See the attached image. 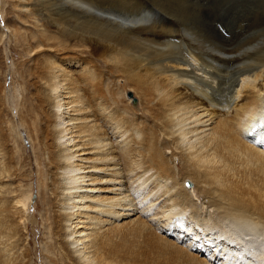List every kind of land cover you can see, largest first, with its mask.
<instances>
[{
  "label": "bare ground",
  "instance_id": "6f19581e",
  "mask_svg": "<svg viewBox=\"0 0 264 264\" xmlns=\"http://www.w3.org/2000/svg\"><path fill=\"white\" fill-rule=\"evenodd\" d=\"M150 2L0 0L10 51L33 55L9 93L0 69V264H31L33 189L5 183L30 175L16 165L24 132L49 264H264V34L237 54L208 22L227 17L183 7L178 23ZM128 226L134 241L119 237Z\"/></svg>",
  "mask_w": 264,
  "mask_h": 264
},
{
  "label": "rangeland",
  "instance_id": "374dc122",
  "mask_svg": "<svg viewBox=\"0 0 264 264\" xmlns=\"http://www.w3.org/2000/svg\"><path fill=\"white\" fill-rule=\"evenodd\" d=\"M151 1V2H150ZM152 1H154V2H152ZM158 1V0H157ZM160 2L158 3V2H156L155 0H149V2L151 3V4H153L154 5V3H155V6L156 7H160V3H164V4H167V5H161V7H162V9H164V11L165 10H167L166 12L168 13L169 11V14H173L175 11L177 12V11H179L180 9L179 8H182L179 12H175L174 14L176 15V16H178V19L176 18V16H175V18L177 19L176 21L178 22V23H180L181 22V20H183L185 23L188 21L187 20V18L185 19V17L184 16H182L181 14H180V12L181 11H184V10H189L190 8V10H195V7H196V10H198V11H202V10H204V11H209V12H212L213 11V13H218V14H221L223 17H224V20L226 21V17H227V20L228 21H226L227 23H225L224 21H223V19H221V18H215L214 16H212V17H210L209 19H208V22H210V23H217V24H220V25H223L224 27H226L227 29H228V36H227V39L226 40H224V44L228 47V45H229V48L230 49H232V51L234 52V53H236L237 52V54H242V55H245V56H248L249 54H252V53H254V52H256L255 50H252V49H250L249 51H250V53H248L247 51V49H249L248 48V46H249V43H250V41L252 42V41H254V40H256L257 38H259V36L258 35H262V34H264V9H262V7L264 8V5H263V3H264V0H250L251 2H252V4H253V2H254V4L252 5L251 4V2L249 1V0H221V2L222 3H220V1L219 0H215V1H218V2H215L214 0H208V2H207V0H181L182 2H180V0L178 1V0H164V2L163 1H161V0H159ZM171 1V2H170ZM180 2L179 4H178V2ZM192 1H194L193 3H192ZM195 1H196V5H192V4H195ZM198 1V2H197ZM199 1H201V3L199 2ZM204 1V2H203ZM258 3H257V2ZM260 1V2H259ZM169 2V3H168ZM214 2V3H213ZM232 4H231V3ZM242 2H244V3H242ZM249 2H250V4H249ZM263 2V3H262ZM171 3H173V4H176L177 5V7L175 6V5H173V4H171ZM185 3V4H184ZM200 3V4H199ZM211 3H213V4H211ZM255 3H257L256 5H255ZM260 3V4H259ZM169 4V5H168ZM170 4L172 5V6H174V7H176V8H172L171 6H170ZM180 4H182V5H180ZM203 4V6H201ZM206 4V5H205ZM214 4H215V6H214ZM219 4V5H218ZM225 4H227V5H225ZM248 4V5H247ZM158 5V6H157ZM178 5H180V7L178 6ZM185 5V6H184ZM198 5V6H197ZM201 7H200V6ZM217 5V6H216ZM239 5V6H238ZM241 5V6H240ZM246 5V6H245ZM164 6V7H163ZM167 6V7H166ZM190 6V7H189ZM194 8H193V7ZM224 6V7H223ZM252 6V7H251ZM262 6V7H261ZM160 7V8H161ZM170 7V8H169ZM185 9H184V8ZM200 7V8H199ZM216 7V8H215ZM219 7V8H218ZM226 7H227V9H226ZM241 7H243V8H241ZM250 8V10H248L249 8ZM256 7V8H255ZM166 8V9H165ZM169 8V9H168ZM209 8V9H208ZM223 8V9H222ZM175 11H174V10ZM176 9H178V10H176ZM184 9V10H183ZM222 9V10H221ZM230 9V10H229ZM240 9V10H239ZM247 11H246V10ZM260 9V10H259ZM122 10H124V9H121V11ZM126 10V9H125ZM169 10V11H168ZM174 11V12H172V11ZM211 10V11H210ZM232 10V11H231ZM234 10V11H233ZM226 11V12H225ZM231 11V12H230ZM236 11V12H235ZM256 11V12H255ZM258 11H259V13H258ZM263 11V12H262ZM222 12V13H221ZM224 12L225 13H227V14H224ZM238 12V13H237ZM241 12H244L243 14L241 13ZM248 12V13H247ZM229 13V14H228ZM253 13V14H252ZM12 15H13V17L15 18V13L13 12V13H11ZM179 14H180V17H181V19H180V17H179ZM227 15V16H224V15ZM234 14V15H233ZM246 14V15H245ZM255 14H256V16H255ZM258 14V15H257ZM233 15V16H232ZM248 15V16H247ZM261 15V16H260ZM228 16H230V17H228ZM239 16V18H240V20L242 21H239L238 19L239 18H237ZM242 16V17H241ZM258 16V17H257ZM233 17V18H232ZM243 17H244V19H243ZM246 17V18H245ZM252 19H251V18ZM258 19H257V18ZM184 18V19H183ZM230 18V19H229ZM248 18V19H247ZM260 18V19H259ZM211 19H213V20H211ZM234 20V21H232V20ZM218 22H217V21ZM237 22H236V21ZM244 20V21H243ZM253 20V21H252ZM254 20H255V22H254ZM26 21V18L25 17H23V21L22 22H25ZM182 21V22H183ZM247 21V22H246ZM260 22V23H258V22ZM220 22V23H219ZM222 22V23H221ZM231 22H233V23H231ZM245 22H246V24H245ZM249 22V23H248ZM250 22H252V23H250ZM235 23V24H234ZM237 23V24H236ZM238 23H240V25L238 24ZM241 23H242V26H241ZM24 24H27V23H24ZM245 26H244V25ZM247 24H248V27H247ZM253 24H254V26H253ZM257 26H256V25ZM262 24V25H261ZM233 25V26H232ZM234 25L236 26V27H234ZM252 25V26H251ZM249 26H251V27H249ZM231 27V28H230ZM238 27V28H237ZM257 27V28H256ZM261 29V31H260V29ZM28 28H30V29H32L31 27H28ZM232 29V34H231V30L230 29ZM234 28H235V30H234ZM243 28V29H242ZM250 29V30H248V29ZM253 28H256V29H253ZM0 29H4L5 30V32L6 33H4V36H3V40L2 41H0V61L2 62V56H3V58H4V61H5V63H6V66H4V65H2V68H1V62H0V69H1V73H2V71H3V75L5 76V78H6V83H5V85H6V93H9V91H12L11 90V82H12V74H11V68H13V70L15 69L14 67H15V63L16 62H18L17 60H25V58L26 59H28V60H30L31 59V57H33V55H23L22 57H21V55L20 54H18V53H14L13 51L11 52L10 51V47L14 50V49H17V51H20V48L19 47H12L11 46V42H8V39H6V36H7V34H9V31L7 30V29H5V22H4V20H3V15H2V13H1V4H0ZM251 29H252V31H251ZM258 29H259V31H258ZM34 30V29H33ZM237 30V31H236ZM235 31V32H234ZM242 31H243V34H242ZM245 31V32H244ZM249 31H250V33H249ZM259 32L258 33V35H254V34H257V32ZM236 32H239V34L238 33H236ZM248 32V33H247ZM251 32H253V33H251ZM236 34H238V35H240V36H236ZM242 34V35H241ZM246 34H249V35H246ZM232 35V36H231ZM252 35V36H251ZM248 36V37H247ZM257 36V37H256ZM232 37V38H231ZM235 37V38H234ZM251 37H253V38H251ZM234 38V39H233ZM237 38V39H236ZM245 38L246 39H248V40H245ZM238 39H239V41H238ZM244 39V40H243ZM250 39V40H249ZM231 40V41H230ZM236 40V41H235ZM233 41V42H232ZM247 41H248V43H247ZM227 42V43H226ZM232 44H231V43ZM236 42V43H235ZM240 44V43H245V46H244V44L242 45H239L238 43ZM230 44H231V46H230ZM234 44H236V45H234ZM247 44V45H246ZM234 45V46H233ZM238 45V46H237ZM235 46H237V47H235ZM243 46V47H242ZM241 47V48H240ZM8 50H7V49ZM236 50H235V49ZM1 49H2V51H1ZM244 51H245V53H244ZM253 51V52H252ZM8 52L9 53H14V55L15 56H13V59L11 58V54H8ZM1 53H3V54H1ZM42 53H45L44 52V50H42ZM15 57V58H14ZM22 58V59H21ZM15 61V62H14ZM7 66H11L10 68H8ZM67 66H69L68 64H66L65 65V67H67ZM102 70H106L105 68H102ZM33 80H35V79H32V81ZM133 91H128V92H126V97L128 98H130V100L132 101V103H133V105L134 106H136L137 104H138V99H137V97H133ZM137 103V104H136ZM11 115L15 118V122H19L18 121V117H17V111H14L13 110V112H11ZM206 115V114H205ZM25 134V135H24ZM24 136L26 137L25 139H24V136H23V139H22V143H23V145L26 147L25 149V155L23 154L24 152L23 151H18V157H17V159H16V161L18 162V164H16L18 167L19 166H21L22 165V170L23 171H26V173L27 174H30L29 176H25L23 179H19V178H15L14 176L12 177V179L11 180H6V182L5 183H7L6 185V187H7V189H10L11 187L14 189L16 186H18L19 187V189H21V188H30V189H33V200H34V205L33 206H31V208H30V212L33 214V215H36V224L34 225L36 228L34 229V230H32L34 227H33V225H32V223L30 222V223H28L27 225H26V227L24 228V231H25V233H28V239L25 241L27 244H29V247H30V249H31V254H32V258H31V264H49L48 263V259H46V257H45V255H44V244H45V242L48 240V241H50L52 238L50 237V234L48 233L47 234V231H49V228H48V225H47V221L45 220V217H43L42 216V214H44L43 212L45 211L44 209H42L41 207H42V204H40V198H41V189H42V187L40 186V183L38 182V180H37V175H36V171H37V169L39 168L38 167V165H37V161H36V153H35V151L32 149V147H31V143H30V141H29V139H28V137L26 136V133L24 132ZM24 140V141H23ZM16 145V144H15ZM17 148V147H16ZM38 151V150H37ZM22 152V153H21ZM19 153H21V154H19ZM88 153V151L85 153V154H83V155H81L82 157H88V156H90V155H92V154H87ZM26 157V158H25ZM84 162H86L85 160H84ZM174 164H176V165H178V160H176L175 162H174ZM89 164H87V166H88ZM41 167H43L44 168V165L42 164L41 165ZM176 168H178V167H176ZM177 171H179V169H176ZM6 179H8V178H6ZM11 183V184H10ZM188 183L190 184V185H188ZM9 184V185H8ZM13 184V185H12ZM186 186H189V187H191L192 186V183L190 182V181H187L186 183ZM100 185H103V184H99V186ZM10 187V188H9ZM11 193H13V192H11V190H9V192H8V190H7V192H6V197L9 199V200H11V199H13L14 198V196H15V194L17 193V192H15V193H13V194H11ZM96 194H102V195H104V194H106V193H104V192H99V193H96ZM195 197V199H196V201H199L198 200V197L197 196H194ZM205 207H206V205H205ZM216 214V213H215ZM180 216V217H179ZM178 217H176V218H174V220H175V224L177 223L180 227H183V225L185 224V220L187 219V216L186 215H179ZM33 218H34V216H33ZM183 218V219H182ZM45 223V224H44ZM184 223V224H183ZM168 230H169V228H168ZM119 237L122 239V240H130V241H134V239H132V231H130V226H128V227H122L121 228V230H120V232H119ZM53 240V239H52ZM208 257L210 256V252L208 253L207 252V254H206ZM213 259V261H214V258H212ZM219 262V264H220V261H218ZM215 263H216V261H215Z\"/></svg>",
  "mask_w": 264,
  "mask_h": 264
}]
</instances>
